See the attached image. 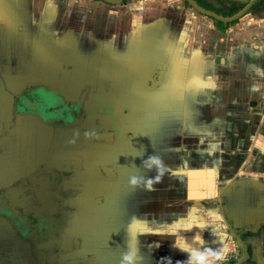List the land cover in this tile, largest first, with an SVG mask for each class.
I'll return each mask as SVG.
<instances>
[{"label": "crops", "instance_id": "1", "mask_svg": "<svg viewBox=\"0 0 264 264\" xmlns=\"http://www.w3.org/2000/svg\"><path fill=\"white\" fill-rule=\"evenodd\" d=\"M186 1L0 0V264H264V0Z\"/></svg>", "mask_w": 264, "mask_h": 264}, {"label": "water", "instance_id": "2", "mask_svg": "<svg viewBox=\"0 0 264 264\" xmlns=\"http://www.w3.org/2000/svg\"><path fill=\"white\" fill-rule=\"evenodd\" d=\"M107 1H110V2H118V1H121V0H107ZM188 3L194 7L195 9H197L198 11L202 12V13H205L207 15H211L217 19H221L223 21H230V20H233L237 17H239L240 15H242L245 11H247V9H249V7L252 5V3L255 1V0H249L240 10H238L237 12H235L234 14L232 15H229V16H223V15H220L218 13H215L211 10H208L202 6H200L195 0H187Z\"/></svg>", "mask_w": 264, "mask_h": 264}, {"label": "rangeland", "instance_id": "3", "mask_svg": "<svg viewBox=\"0 0 264 264\" xmlns=\"http://www.w3.org/2000/svg\"><path fill=\"white\" fill-rule=\"evenodd\" d=\"M107 1V0H106ZM122 1V0H121ZM186 1V0H185ZM187 5H190L189 3H188V1H186L185 2ZM190 7H192L191 5H190ZM192 8H194V7H192ZM195 9V8H194ZM198 12H200V11H198ZM200 13H202V12H200ZM203 14H205V13H203ZM207 15V14H206ZM209 16H211V15H209ZM3 195V192L2 193H0V200H1V196ZM34 249H39L38 248V246L37 245H34V246H32ZM56 251H58V248L54 251L55 253H56ZM66 264V263H65Z\"/></svg>", "mask_w": 264, "mask_h": 264}, {"label": "flooded vegetation", "instance_id": "4", "mask_svg": "<svg viewBox=\"0 0 264 264\" xmlns=\"http://www.w3.org/2000/svg\"><path fill=\"white\" fill-rule=\"evenodd\" d=\"M240 9H241V8H240ZM240 9H239V10H240ZM247 10H248V9H247ZM236 12H237V11H236Z\"/></svg>", "mask_w": 264, "mask_h": 264}, {"label": "clouds", "instance_id": "5", "mask_svg": "<svg viewBox=\"0 0 264 264\" xmlns=\"http://www.w3.org/2000/svg\"><path fill=\"white\" fill-rule=\"evenodd\" d=\"M125 259H127V257Z\"/></svg>", "mask_w": 264, "mask_h": 264}]
</instances>
